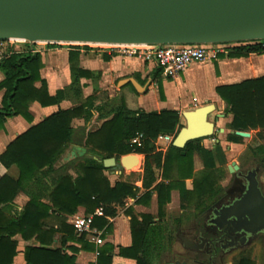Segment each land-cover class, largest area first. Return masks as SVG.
I'll return each instance as SVG.
<instances>
[{
    "label": "trees",
    "instance_id": "trees-1",
    "mask_svg": "<svg viewBox=\"0 0 264 264\" xmlns=\"http://www.w3.org/2000/svg\"><path fill=\"white\" fill-rule=\"evenodd\" d=\"M24 44V52L11 54L0 64V70L5 75L0 83V91L5 90L0 108V130L12 117L21 116L31 122L30 103L38 102L48 107L60 103L65 97V91L51 96L44 81L41 88L35 86L41 80V54L34 51L36 45ZM47 46L70 48L72 62L79 57L80 49H89L87 46ZM252 54H264V43L234 46L218 56L244 58ZM72 73L75 76L73 83L77 84L79 70L73 67ZM217 93L227 104L226 113L233 117L229 126L232 131L253 130L263 137L264 77L220 87ZM95 102L96 98L91 97L78 108L60 110L16 138L0 156V163L5 168L16 167L19 172L17 180L7 175L0 179V264H14L18 255V241L15 239L18 235L24 241L36 240L40 244L39 247H26V264H75L74 258L63 249L50 248L56 235L61 234L64 242L78 241L88 249L85 235L78 238L76 230L67 224L66 216L74 215L79 207L85 208L87 216H94L100 211L101 215L94 216L92 230H102L108 225L107 218L116 216V207L124 206L128 198L137 197L136 187L123 182L114 186L110 183L104 173L107 170L103 163L106 159H120L133 153L145 155V189H150L156 183L151 161L158 169H164L163 181L145 195L146 199H150L152 192L157 194L160 218L164 216V207L170 202L175 187L181 190L183 201L193 202L197 208L215 201L222 191L215 178L216 173L221 172V169H217V161L221 166L226 161L221 149L214 154L201 145V140H196L183 149L171 144L165 158L157 152L155 142L160 136L174 135L176 138L183 128L178 112H134L126 107L122 97L109 99L100 105ZM76 118H84L86 122L92 121V124L104 122L97 130H92V124L74 130L72 122ZM139 135L143 136L141 146L132 143ZM241 140L235 133L228 136L231 143L239 144ZM70 144L88 149L89 156L55 170L57 160ZM259 150L264 153V148ZM195 154L202 159L204 170L200 181L199 178L195 179L194 189L187 191L184 180L194 178ZM71 169H75L77 177L69 174ZM173 170L178 179L166 184ZM20 192H26L30 197L22 210L14 204ZM42 197H46L49 204L43 203ZM51 217L56 218L57 227L48 225ZM153 219L151 215H143L139 221L132 216V246L121 249L118 254L105 246L98 250L96 264H166L177 261L178 257L172 249L170 228L162 223H154ZM238 264L254 263L241 259Z\"/></svg>",
    "mask_w": 264,
    "mask_h": 264
},
{
    "label": "crops",
    "instance_id": "crops-1",
    "mask_svg": "<svg viewBox=\"0 0 264 264\" xmlns=\"http://www.w3.org/2000/svg\"><path fill=\"white\" fill-rule=\"evenodd\" d=\"M13 43L10 41L0 45V64L4 58L9 57L11 54L21 53L26 50L24 43L21 44L23 48L17 45L14 46ZM34 51L41 54L43 65L40 70L41 80L35 86L41 88L42 81H44L51 96H56L59 91H65V97L60 103L48 107H43L38 102L30 103L31 122L21 116L8 119L4 129L0 130V156L16 138L25 134L32 127L39 125L60 110L80 107L91 97L96 98V105H100L109 99L122 97L126 107L134 112L176 111L180 114V126L182 127L186 126V121L185 126L183 124L185 120L183 114L185 112L214 105L216 108L215 115L219 118L221 125H224L220 130L221 137H226V141L229 143L227 146L230 149L234 145L228 141V136L236 133L228 127L233 117L231 114L226 113L227 104L217 93V89L264 77V54H252L244 58H230L227 55L210 58L203 62L193 63L177 79L173 80L166 77L163 74V70L155 64L146 63L136 58L109 57V55L106 56L107 54L99 53L91 48L80 49L79 57L73 62L70 61L72 50L68 47H48L47 45H42L35 46ZM73 67L79 70L77 84L73 83L75 80V76L72 73ZM130 78L134 79L141 86H147L146 92L139 94L131 83L118 87L120 81ZM4 79L5 75L0 70V83ZM4 95L5 90L0 91V108L2 107ZM103 122L100 121L92 124V121L86 122L84 118H76L72 122V128L78 130L92 124V130H97ZM166 137L174 138V135H162L155 142L157 152L162 153L164 158L170 152V146L173 144V142L168 143ZM208 139H200L201 145L214 154L221 148L227 159V153L223 148V144L218 140L214 142L216 144L213 147H208L206 145L211 143ZM142 140L139 141L140 145L138 146L142 145ZM86 156H89L88 149L70 144L57 160L54 169L59 170L63 166L76 162ZM125 157H130L126 162V167L122 166V160ZM94 159L97 158L95 157ZM116 161V166L111 168L105 167L107 169L104 172L106 177L113 186L119 182H123L136 187L138 189L137 197L128 198L124 206L116 207V216L107 218L108 225L104 229H97L93 233L85 235V240L89 244L88 249H85L84 245L78 241L64 242L63 235H56L54 243L50 248L63 249L67 255L74 258L75 264H96L98 250L105 246L111 247L114 254H118L123 248L131 247L132 216L141 221L143 215H151L154 218V223H162L170 228L174 241L176 234H185L192 229L194 222L199 223L203 212L214 202L212 200L211 203H206L204 206L197 208L193 202L187 203L183 201L181 190L175 187L171 192L170 202L164 207V216L160 218L157 194L152 192L150 199H146L145 195L151 192L156 184L163 181L164 169H158L156 164L151 161L156 183L150 189H145V155L133 153L122 156L120 159H116ZM193 164L194 178L184 180V187L187 191L194 189L195 179L204 170V163L199 155H194ZM201 164L202 169L200 168ZM216 166L217 169H221L218 161ZM69 174L74 178L77 177L75 169H71ZM5 175L17 180L19 172L16 167L7 169L0 163V179ZM134 175L138 176L137 179H134ZM169 176L170 180L165 181L166 184L178 179L175 170ZM111 178L113 182H111ZM220 186L221 188L223 187L222 184ZM41 200L43 203L49 204L46 197H42ZM29 201L30 197L26 192H20L14 200V204L19 210H22ZM175 206H178L180 214L177 217L169 218L168 212ZM86 216L85 208L79 207L74 215L66 216V221L68 225L75 229L74 222L76 218ZM47 223L52 227H57L58 225L55 217H51ZM97 236L102 238L104 241L103 245L98 246L95 243L94 239ZM77 237L81 236L77 235ZM15 239L18 241V255L14 259V264H26L24 259L26 247H39L40 244L36 240L24 241L20 235L16 236Z\"/></svg>",
    "mask_w": 264,
    "mask_h": 264
},
{
    "label": "water",
    "instance_id": "water-1",
    "mask_svg": "<svg viewBox=\"0 0 264 264\" xmlns=\"http://www.w3.org/2000/svg\"><path fill=\"white\" fill-rule=\"evenodd\" d=\"M13 40L66 46L264 43V0H0V41ZM129 83L139 94L146 92L147 86L131 78L118 87ZM215 111L208 105L185 112L186 126L173 146L183 149L213 136L215 124L208 117ZM235 134L251 137L248 132ZM128 159L123 158L122 166ZM103 163L106 168L117 165L115 158ZM228 169L234 174L239 166L233 163ZM246 179L242 198L223 208L220 226L255 237L264 233V196L255 172ZM179 238L190 251L210 243Z\"/></svg>",
    "mask_w": 264,
    "mask_h": 264
},
{
    "label": "flooded vegetation",
    "instance_id": "flooded-vegetation-1",
    "mask_svg": "<svg viewBox=\"0 0 264 264\" xmlns=\"http://www.w3.org/2000/svg\"><path fill=\"white\" fill-rule=\"evenodd\" d=\"M252 158H254V163L248 169L244 170L241 165H238L239 170L231 176L232 186H224L213 204L203 212L200 222L205 220L204 231L201 232L200 225L195 222L192 229L189 230L191 231L190 233H179L175 235L176 239L181 243L182 241L179 238L180 235L197 242H200L203 238L210 241V243L206 244L205 247L199 251L186 250L183 246L188 255L185 258L178 257L177 261L187 262L188 264H225L228 260H226V258L230 255L237 252L241 254L251 242L260 237H264V233H259L255 237H250V235L245 233H234L232 227H227L225 225L220 226L223 222L222 219H220L223 217V208L242 198L248 184L246 177L250 173L255 172L259 188L264 196V160L258 161L253 156ZM231 169L233 171V167H231ZM192 252L195 256L190 258L189 255ZM166 264H171V262Z\"/></svg>",
    "mask_w": 264,
    "mask_h": 264
},
{
    "label": "built area",
    "instance_id": "built-area-1",
    "mask_svg": "<svg viewBox=\"0 0 264 264\" xmlns=\"http://www.w3.org/2000/svg\"><path fill=\"white\" fill-rule=\"evenodd\" d=\"M10 41H0L3 45ZM12 42V41H11ZM24 43V42H22ZM48 45L38 43L36 46ZM236 44H213V45H88L87 47L99 53L122 58L141 59L146 63H152L163 70V74L170 79H177L193 63L203 62L210 58H216L219 54L227 53L228 49ZM37 52V51H35ZM142 135L132 140L133 144H139ZM168 143H172L173 137H166ZM101 215L97 211L94 216ZM94 216L76 218L74 227L79 236L93 233L92 225ZM98 246L104 241L100 236L94 239Z\"/></svg>",
    "mask_w": 264,
    "mask_h": 264
},
{
    "label": "rangeland",
    "instance_id": "rangeland-1",
    "mask_svg": "<svg viewBox=\"0 0 264 264\" xmlns=\"http://www.w3.org/2000/svg\"><path fill=\"white\" fill-rule=\"evenodd\" d=\"M13 44H14V46H16V45L19 47L23 46V45H21L22 43H18V42H14ZM246 44H253V43L236 44L235 46L246 45ZM21 48H23V47H21ZM215 114H216V111L213 112L209 117V121L215 124V134L213 136L209 137V139H208L209 142H211L212 144L210 143L206 146L213 147L216 144L214 142L218 141V140L220 141V143L223 144V148H224L225 152L227 153V159L225 157V160H226L225 165L221 166V172L220 171L217 172L216 173L217 175H215V178L217 179L218 186H220L221 184L223 187L224 186L225 187L226 186H232L231 185L232 184L231 183L232 182V179H231L232 173L231 172L229 173L228 166H231L233 163H236L237 165H241L242 168L244 170H246L249 167H251V165L254 163V158H252V156L255 157L258 161L264 160V153L260 152V150H259V148H264V133H262L263 137H261L257 131L250 130V131H248V133L251 134V137L242 138L241 143H239V144L233 143L234 146H232L229 149V147L227 146V144H229V143H227L226 137H224V136L221 137V134H220V130L224 125L223 124L221 125L219 118H217ZM183 124L185 126V120L183 121ZM228 127H229V125H228ZM174 138H175V136H174ZM221 152H222V154H224V151H222V149H221ZM200 168L202 169V164H201ZM202 172L199 173V176H198L199 181H200V178L202 176L201 175ZM133 177H134V179H137L138 176L134 175ZM111 182H113L112 178H111ZM179 214H180V210H179L178 206H175V207H173V209L170 212H168V217L169 218L177 217V216H179ZM192 221H194V220H192ZM204 223H205V220L197 223L200 225V229H201L200 231L201 232L204 231V229H203ZM197 231H198V226H197ZM188 232L190 233L191 231H188ZM172 247H173V252H174L175 256L184 257V258L187 257L188 253L185 251L182 243L179 240H176L174 238ZM193 256H195V254L192 252L189 255V257L192 258ZM241 259H248V260L252 261L254 264H264V237H260L259 239H256L253 242H251L246 247V249L243 252H241V254L237 252L233 255H230L228 258H226L227 262L225 264H238ZM173 263L174 262H171V264H173Z\"/></svg>",
    "mask_w": 264,
    "mask_h": 264
},
{
    "label": "bare ground",
    "instance_id": "bare-ground-1",
    "mask_svg": "<svg viewBox=\"0 0 264 264\" xmlns=\"http://www.w3.org/2000/svg\"><path fill=\"white\" fill-rule=\"evenodd\" d=\"M12 42H23V41H14V40H13Z\"/></svg>",
    "mask_w": 264,
    "mask_h": 264
}]
</instances>
